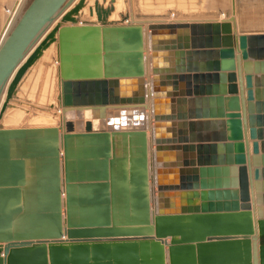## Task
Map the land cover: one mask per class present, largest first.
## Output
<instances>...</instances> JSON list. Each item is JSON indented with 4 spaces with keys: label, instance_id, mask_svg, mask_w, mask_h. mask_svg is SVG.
I'll return each instance as SVG.
<instances>
[{
    "label": "water",
    "instance_id": "water-1",
    "mask_svg": "<svg viewBox=\"0 0 264 264\" xmlns=\"http://www.w3.org/2000/svg\"><path fill=\"white\" fill-rule=\"evenodd\" d=\"M75 1L31 0L0 46V264H264V129L253 125L264 120L254 112L264 75L253 84L249 70L257 61L264 72V35H235L229 11L219 21L135 22L126 11L109 21L115 0ZM52 44L60 124L4 127ZM183 56L184 68L173 60ZM214 118L228 134L201 133L199 121Z\"/></svg>",
    "mask_w": 264,
    "mask_h": 264
},
{
    "label": "bare ground",
    "instance_id": "bare-ground-1",
    "mask_svg": "<svg viewBox=\"0 0 264 264\" xmlns=\"http://www.w3.org/2000/svg\"><path fill=\"white\" fill-rule=\"evenodd\" d=\"M25 0H15V2L12 4V6H10L8 13H6L9 16H7L8 18H6L5 24L3 29L1 30L0 33V46L2 45L3 41L5 40V37L7 36L8 32L10 31V29L12 28V26L14 25L15 21L17 20V18L20 16L19 14V9L20 6L23 5ZM108 1V0H107ZM240 1V0H237ZM77 2V0L75 1ZM89 5L92 4L93 0H88ZM99 2H102V0H99ZM125 3V6H124ZM107 4V3H105ZM246 4V9H248V5ZM192 5H197L196 2H192ZM207 5L209 6V8L212 7L213 5V0L212 2H208ZM114 12L111 13V15L109 16V21H118L120 19V13L124 12V9L126 10V12L128 13V15L132 16V18H128L130 19V21H135V22H139V21H151V22H155V21H166V22H172V21H200V20H219L223 19V11H210L209 14H205L203 16H199V15H194V16H188V15H184V14H180L179 16L175 15L174 13H171L172 18L167 17V15H163V12H158L156 13V17H150L147 14H143L142 11L145 12H149L151 11V6H153V4H151V2H148L146 0H115L114 3ZM15 10V11H14ZM238 10V4L235 6V12H237ZM7 11V10H6ZM14 11V12H13ZM230 14H232V8L230 7ZM83 19H86L88 21H95V16L93 15L92 17H90L87 14V7L84 8L81 11L80 14ZM161 15V16H158ZM145 17V18H143ZM167 17V18H166ZM132 19V20H131ZM80 24V23H79ZM44 38V36L40 39V41ZM148 50V47L146 46L145 50ZM56 55V51H55V45L52 44L50 45L43 53L42 57L35 63L34 67H32L31 69H29L26 73H25V78L22 81V85H21V92L22 94L25 93L26 96H30L33 97L34 95L37 94L38 96V101L43 102V103H35L37 106L31 107H26L27 109H23V111L21 112L18 109H9L6 113V115L4 116L3 120H2V124L4 127L6 128H22L24 126L27 127H31V128H40V127H54L58 124H60L61 121V117L59 116V111L61 110L60 107H57V97H56V91L53 93V89H52V80L51 83L50 81H46V84L44 82L42 87L40 88L39 93L35 90H33L34 84L35 82H39L40 80V76H41V69H39V66L43 63V61H48L50 60L51 57ZM56 64V63H55ZM49 68V67H48ZM49 75V73H48ZM46 77H47V72H46ZM55 90V88H54ZM42 91V93H41ZM52 93V95H51ZM59 93V92H58ZM57 93V94H58ZM51 95V96H50ZM49 97V99L51 100L49 102V104L45 103V100H47ZM53 97V98H52ZM4 100V94L1 98V102L0 105L2 103V101ZM16 102V101H15ZM19 102V101H17ZM32 104V103H31ZM52 106V107H47V106ZM17 106V105H16ZM18 107V106H17ZM27 111L24 112V111ZM114 114V113H113ZM148 117H152L150 111L147 112ZM85 116L88 115V112L86 114H84ZM28 118V120H26L24 122L25 118ZM150 128H152V126H150Z\"/></svg>",
    "mask_w": 264,
    "mask_h": 264
},
{
    "label": "crops",
    "instance_id": "crops-1",
    "mask_svg": "<svg viewBox=\"0 0 264 264\" xmlns=\"http://www.w3.org/2000/svg\"><path fill=\"white\" fill-rule=\"evenodd\" d=\"M231 8H232V14L234 13V16L235 17V24L233 25V32L235 35L237 36H240L242 35V32L241 30L245 29L246 27H249V28H256L258 29L259 31H255V32H250L248 34H245V35H264V0H245V3H247L248 5V9L246 8H243L241 12L242 15L240 16V18H238L236 15H235V6L237 4H239V1L237 0H231ZM246 9V10H245ZM253 9V10H252ZM220 12V11H218ZM250 14H254V15H250ZM222 19V17H221ZM220 20V19H219ZM218 20V21H219ZM235 73L237 75V82H236V86H237V89H238V97L240 98V104H242V108L244 110V123H243V126H244V139H243V142L245 143V147H246V155H247V166H249L251 168V170L254 169V167H252V153H251V145H252V140L250 139L249 137V122H248V103L246 101V87H245V79H244V76H245V73H244V61L241 59V56H240V53L238 52L237 50V42L235 41ZM149 51L146 49L145 50V57L148 61V58H149ZM205 59L204 57L202 58H198V60L196 61L197 64H199V66H205L208 62L206 60H203ZM264 59V58H263ZM174 64H178L179 66L181 67H185V65L187 64V61H186V58L185 56L181 57V58H174ZM250 73L251 75L253 76V84H255V79L256 78H260L262 75H264V72L263 73H258L256 74L255 73V70H257V61H250ZM264 62V60L262 61ZM211 63H215V60L211 61ZM263 70H264V67H263ZM262 71V70H260ZM184 74H187V73H184ZM148 81V80H147ZM220 85V83L218 84ZM226 86V85H225ZM179 87H183L185 89L186 87V82H183V83H179ZM253 89H255V87H253ZM187 98V97H185ZM262 102L264 101H260V107L259 109H254V112L255 113H258L259 115H264V108L262 107ZM150 104V101L148 102ZM257 101H253L252 104L253 105H256ZM182 107V106H181ZM185 108V111H187V107L186 106H183ZM202 108L204 109H208L210 107V105H206V106H201ZM213 112H216V110L218 109L217 105H214L213 107ZM149 112V111H147ZM59 113V116L61 117V110L58 112ZM114 112H108L109 115H113ZM29 118V117H28ZM28 118L26 117L24 119V122L26 120H28ZM226 120H221L219 118H214V119H206V120H202V121H199L201 124V133L204 134V135H207V136H218V135H222L223 134H228V127H227V124H225ZM151 122V120H150ZM177 122V121H176ZM188 122V121H186ZM223 122V124H222ZM257 130L259 129H264V120H259V122H255L253 124ZM258 125L262 126L261 128L258 127ZM151 126V125H150ZM120 140L122 142V138L120 137ZM190 145V144H188ZM196 145V144H194ZM147 146H148V161H149V164L152 163L151 162V159L153 158V148H154V145L152 144V138H151V134L150 132H147ZM216 146V145H215ZM215 156L218 157L219 156V153L218 151H215ZM224 154H226L224 152ZM235 155V151L231 149L230 151V156H234ZM257 158H258V162L260 163V168L261 169H264V153H262L261 151H259V154L257 155ZM229 179V178H227ZM262 183H264V178L262 176ZM264 196V193L262 194ZM154 199V197H153ZM261 209L264 211V203L263 205L261 206ZM255 218H257V216H255Z\"/></svg>",
    "mask_w": 264,
    "mask_h": 264
},
{
    "label": "rangeland",
    "instance_id": "rangeland-1",
    "mask_svg": "<svg viewBox=\"0 0 264 264\" xmlns=\"http://www.w3.org/2000/svg\"><path fill=\"white\" fill-rule=\"evenodd\" d=\"M30 1L31 0L24 1L23 5L20 6L19 14L21 13V11H23L26 8V6L30 3ZM146 1L151 2L153 6H151L152 8H151V11L149 12L142 11L144 15L147 14L150 17H156L157 16L156 13L163 12L164 13L163 15H167V17L169 16V18H172L170 17L171 13L172 14L174 13L176 16L177 15L179 16L180 14H184L188 16H194V15L203 16L205 14L206 15L209 14L210 11H229L230 12V7L232 3L231 0H213V5L211 8H209L207 3L209 1L212 2V0H146ZM14 2L15 0H0V33L4 27L6 18H8L7 16H9L8 14L6 16L7 11H9V9L7 8L12 6ZM192 2H196L197 5H192ZM92 5H93V2L91 6ZM124 6H125V3H124ZM243 8H246L245 0H240L238 4V10H237V12L240 15H242L243 13L241 12ZM124 11L126 10L124 9ZM87 14H88V9H87ZM250 15H254V14H250ZM158 16H161V15H158ZM56 67L57 65L55 64L53 57H51L50 60L48 61H43V63L39 66V69H41L40 80L37 83L35 82L33 90L39 93L40 91L39 87H42L44 82L46 84V81H50L51 83V80H52V89L54 93L56 90V89L54 90V88H56L55 86L58 83ZM46 72H47V77H46ZM19 96L23 99V101H19V103L18 104L16 103L15 106L17 105L18 110H20L21 112L23 111L24 108L27 109L28 107H30V105L32 107L33 105L37 106L35 103H43V102L38 101L37 94L34 95L33 97H30V96H26L25 93L22 94L21 92ZM50 101L51 100L48 97V99L45 100V103L49 104Z\"/></svg>",
    "mask_w": 264,
    "mask_h": 264
},
{
    "label": "built area",
    "instance_id": "built-area-1",
    "mask_svg": "<svg viewBox=\"0 0 264 264\" xmlns=\"http://www.w3.org/2000/svg\"><path fill=\"white\" fill-rule=\"evenodd\" d=\"M14 11H15V10H14ZM14 11H13V12H14ZM7 13H8V11H7ZM0 41H1V40H0ZM145 58H146V57H145ZM151 185H152L153 190L156 189V186L154 185V183H152ZM153 200H155V198H154Z\"/></svg>",
    "mask_w": 264,
    "mask_h": 264
}]
</instances>
